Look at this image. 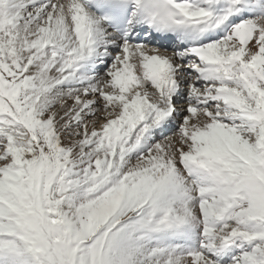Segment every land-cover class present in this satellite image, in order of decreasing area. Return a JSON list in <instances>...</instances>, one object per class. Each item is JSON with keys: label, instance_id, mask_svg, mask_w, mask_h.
I'll return each mask as SVG.
<instances>
[{"label": "snow or ice", "instance_id": "snow-or-ice-1", "mask_svg": "<svg viewBox=\"0 0 264 264\" xmlns=\"http://www.w3.org/2000/svg\"><path fill=\"white\" fill-rule=\"evenodd\" d=\"M0 264H264V0H0Z\"/></svg>", "mask_w": 264, "mask_h": 264}]
</instances>
